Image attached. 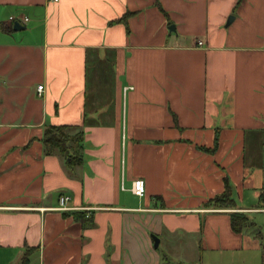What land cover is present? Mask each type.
Masks as SVG:
<instances>
[{"label":"crops","instance_id":"crops-1","mask_svg":"<svg viewBox=\"0 0 264 264\" xmlns=\"http://www.w3.org/2000/svg\"><path fill=\"white\" fill-rule=\"evenodd\" d=\"M48 124L83 132L80 164L45 151ZM246 141L264 143V0H0V264H164L149 233L264 264V225H230L264 188ZM226 178L234 208L208 204Z\"/></svg>","mask_w":264,"mask_h":264},{"label":"trees","instance_id":"trees-1","mask_svg":"<svg viewBox=\"0 0 264 264\" xmlns=\"http://www.w3.org/2000/svg\"><path fill=\"white\" fill-rule=\"evenodd\" d=\"M130 12H125L120 20L126 21ZM12 26L8 27V30H12ZM83 140V132L81 130L72 131L66 125H53L48 124L44 128L42 142L44 149L47 153L57 151L64 158L67 166L77 165L82 162L81 157V142ZM217 146V134L215 135L214 146L210 149L205 148L206 151L212 152ZM225 188L224 191L211 199L208 200V204H212L217 208H234L235 201L231 196L229 184L227 178L224 181ZM264 195L261 191L259 193V199L256 207L263 206ZM74 216L81 220L83 224L91 222L90 217H85L84 212H77ZM230 225L235 232H241L248 226L253 225L251 218L248 216V212L234 210L230 212ZM27 263V253H25L20 264Z\"/></svg>","mask_w":264,"mask_h":264},{"label":"rangeland","instance_id":"rangeland-1","mask_svg":"<svg viewBox=\"0 0 264 264\" xmlns=\"http://www.w3.org/2000/svg\"><path fill=\"white\" fill-rule=\"evenodd\" d=\"M248 133H246L247 135ZM244 157L248 165L252 164H263L264 162V143H259L257 147L252 149L250 147V143L246 141V149L244 151ZM230 188V185H229ZM231 189V188H230ZM236 198V195L233 196ZM248 216L259 226H263L264 224V215L262 213L257 212H249ZM255 231V230H254ZM150 238L153 241V251L162 257V261L164 264H198L197 261L190 260L185 256V253L182 251H177L173 253L170 250L171 242H166L169 240L165 235H163L160 244L157 247H154V237L152 233H149ZM159 239V237H158Z\"/></svg>","mask_w":264,"mask_h":264},{"label":"built area","instance_id":"built-area-1","mask_svg":"<svg viewBox=\"0 0 264 264\" xmlns=\"http://www.w3.org/2000/svg\"><path fill=\"white\" fill-rule=\"evenodd\" d=\"M52 1H57V0H52ZM27 20H28L27 17H24L22 19V21H20L18 19H15V17H13V16L9 17V21L10 22L18 21V22L23 23V22H25ZM197 43L198 44H202V41H198ZM131 88H133V87L132 86L124 87V91H126L127 89H131ZM43 89H44V85H42V84L37 85L36 90H37L38 95L42 94ZM131 191L137 197H142L145 194V181H144V179L141 178V177L134 178L132 180V183H131ZM262 192H263V195H264V188L262 189ZM69 198H70L69 195H66V194L60 195L59 198H58L59 204L57 206V209H59V210H68L69 207L67 206V201L69 200ZM250 211L257 212V213H262L264 215V201H263V206L256 207L254 209H250Z\"/></svg>","mask_w":264,"mask_h":264},{"label":"water","instance_id":"water-1","mask_svg":"<svg viewBox=\"0 0 264 264\" xmlns=\"http://www.w3.org/2000/svg\"><path fill=\"white\" fill-rule=\"evenodd\" d=\"M231 19V18H230ZM24 26L21 25L18 21H14L13 22V29L14 30H20V29H23ZM170 29H174V27L171 25L170 26ZM153 239H154V247H157L158 246V243H159V239H158V236L153 234Z\"/></svg>","mask_w":264,"mask_h":264}]
</instances>
